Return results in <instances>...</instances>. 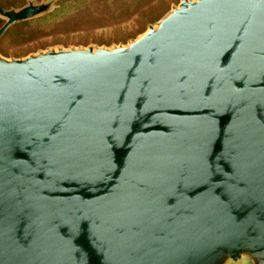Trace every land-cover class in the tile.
Instances as JSON below:
<instances>
[{"label": "water", "instance_id": "obj_1", "mask_svg": "<svg viewBox=\"0 0 264 264\" xmlns=\"http://www.w3.org/2000/svg\"><path fill=\"white\" fill-rule=\"evenodd\" d=\"M0 264H264V0L0 54Z\"/></svg>", "mask_w": 264, "mask_h": 264}, {"label": "rangeland", "instance_id": "obj_2", "mask_svg": "<svg viewBox=\"0 0 264 264\" xmlns=\"http://www.w3.org/2000/svg\"><path fill=\"white\" fill-rule=\"evenodd\" d=\"M30 1L10 0L11 8ZM181 0H151L125 13L126 0H57L52 10L38 18L13 25L0 41V54L7 59L26 58L60 47H113L127 45L156 25ZM121 4L120 10L118 6ZM123 14V15H122ZM6 20L0 18V27Z\"/></svg>", "mask_w": 264, "mask_h": 264}, {"label": "trees", "instance_id": "obj_3", "mask_svg": "<svg viewBox=\"0 0 264 264\" xmlns=\"http://www.w3.org/2000/svg\"><path fill=\"white\" fill-rule=\"evenodd\" d=\"M147 1H151V0H126L125 4L122 5V8L126 9V12H124V14L127 12L134 13V10L137 9L138 5H140L142 2H147ZM121 2H122V0H120V3ZM0 6L8 9V7H11L13 5L11 4L10 0H0ZM120 6H121V4L118 6V8L120 10H122V8H120Z\"/></svg>", "mask_w": 264, "mask_h": 264}]
</instances>
